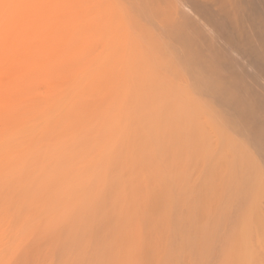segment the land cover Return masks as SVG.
<instances>
[{"label": "bare ground", "instance_id": "obj_1", "mask_svg": "<svg viewBox=\"0 0 264 264\" xmlns=\"http://www.w3.org/2000/svg\"><path fill=\"white\" fill-rule=\"evenodd\" d=\"M158 224L264 264V0H0V264H141Z\"/></svg>", "mask_w": 264, "mask_h": 264}, {"label": "rangeland", "instance_id": "obj_2", "mask_svg": "<svg viewBox=\"0 0 264 264\" xmlns=\"http://www.w3.org/2000/svg\"><path fill=\"white\" fill-rule=\"evenodd\" d=\"M153 230H154V231H153ZM152 231H153L152 234L155 232L154 235H155V236L157 235V237H155V236L153 235V237L156 238L155 240H154V239L152 240L153 242H156L157 239L159 240V239L161 238V236L164 235V234H162V233L164 232V228H163L162 226H160L159 224H158L156 227L152 228ZM160 241H161V242H160ZM163 241H164V240H163ZM163 241H162V239H160L159 242H158V241L156 242L157 244H156V243H153V242H152V243H153L154 245L151 244V243L148 244V247H149V248L147 247L148 249H146L147 251H145V252H146V255H147L148 257L145 255L147 259H144L145 261H144V262L142 261L141 264H156L158 260H159L158 263H160V264H162V263L164 264L165 261H167V264H172V262L170 261V260H171V257H172V256L170 255V254H171L170 252H172V254H173L174 251H171L172 249H168L167 247L170 248V246H172L171 244H173V243H170V244L167 243V245H166L165 243H163ZM133 242H135V241H133ZM159 243H160V245H158ZM134 244H135V243H134ZM150 244H151V245H150ZM162 244H163V245H162ZM164 244H165V245H164ZM168 244H169V245H168ZM132 245H133V243L131 244V242H130V245H129V246H132ZM157 245H158V247H157ZM173 245H174V244H173ZM129 246H128V248H129ZM150 246H151V247H150ZM161 246H162V247H161ZM165 246H166V247H165ZM159 247H161V248H160L161 250L159 249ZM166 248H167V249H166ZM172 248H173V246H172ZM125 250H126V249H125ZM158 250H159V253H158ZM167 250L170 251V252L168 251L169 254L167 253ZM128 251L130 252L129 249H128ZM166 253H167V255H168L169 257L171 256V257H170V260H169V258L165 255ZM186 254H187V253H186ZM186 254H185V255H186ZM155 255L158 256L159 258H157ZM160 255L163 257V259L160 258ZM164 255H165V256H164ZM131 257H132L131 259H134L132 255H131ZM155 257H156V258H155ZM164 257H165V260H164ZM187 257H189V255L186 256V257H185V256H184V257L181 256L180 259L182 260V262H181V260H180V264H188V263H189V258H187ZM126 258L128 259V256H127V257L124 256L123 260L126 259ZM149 258H150V259H149ZM127 259H126V260H127ZM156 259H158V260H156ZM167 259H168V260H167ZM191 259H192V258H191ZM191 259H190V260H191ZM193 259H194V258H193ZM195 259H196V258H195ZM195 259H194L193 262H192V260L190 261V262H192L191 264H195V262H199V263H203V264H205V263H204L205 260H204V261H200V260L195 261ZM221 259H223V260H221ZM155 260H156V261H155ZM124 261H125V260H124ZM130 261H131V260H130ZM130 261H125L124 264H125V263L127 264L128 262L130 263ZM148 261H149V262H148ZM153 261H154V262H153ZM160 261H161V262H160ZM209 261H211L209 264H226L225 262H226L227 260L225 261V259H224L223 257H217V258H214V259L209 260ZM209 261H208V262H209ZM135 262H136V261H135ZM135 262H133V263H135ZM146 262H147V263H146ZM208 262H207V264H208ZM122 263H123V262H122ZM133 263H132V264H133ZM158 263H157V264H158ZM228 263H229V262L227 261V264H228ZM139 264H140V262H139ZM165 264H166V263H165ZM196 264H197V263H196Z\"/></svg>", "mask_w": 264, "mask_h": 264}]
</instances>
